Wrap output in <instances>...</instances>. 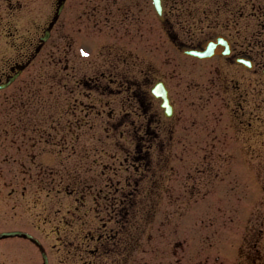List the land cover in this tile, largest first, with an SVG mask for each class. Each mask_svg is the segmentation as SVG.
I'll return each instance as SVG.
<instances>
[{"label":"rangeland","instance_id":"rangeland-1","mask_svg":"<svg viewBox=\"0 0 264 264\" xmlns=\"http://www.w3.org/2000/svg\"><path fill=\"white\" fill-rule=\"evenodd\" d=\"M135 3L143 8L139 13L126 8ZM111 4L113 18L102 24L109 26L95 30L93 36L85 33L87 29H82L80 24V30L73 25L69 46L64 36L71 30L62 24L66 20L62 14L33 61L10 86L0 91V231L20 229L30 233L45 251L47 264H194L196 261L232 264L230 257L234 255L232 250L235 251V247L230 243L224 246L215 244L210 249L203 248L205 251L196 248L194 253L189 251L195 243L193 246L183 243L182 253L172 246L178 220H182L185 235L191 233L192 225L198 227L209 212L206 199L199 198L208 193L211 196V188L218 183L213 182L211 186L201 181L194 180V185L192 181V184L182 181L187 186L186 192L192 188L191 192L195 193L192 196L198 199L194 202L179 199L187 195L180 194L179 181L173 171L180 170L186 176L194 173L190 168L192 153L179 168L173 159L176 152H168L163 161L159 159L160 152H154L152 159L158 166L155 174L159 171L169 174L171 171L169 177L164 175L157 185L139 181L130 171L132 165L127 168L128 162L123 159L125 153L132 150V142L116 136L120 128H113V132L103 128V123L107 122L106 112L119 113L122 108H105L100 115L84 119L79 118L81 113L64 112L65 65L68 63L70 77L67 82L70 86H74L79 74H92L91 70L99 65V58L94 60L92 51L95 42L90 43L95 37L100 38L99 43L103 46L112 45L103 47L100 54L105 55L106 64L112 62L116 65L119 61V74L124 72L125 66L119 58L125 55L128 47L123 42L125 37L130 38V34L133 43L128 62L133 64L132 72L137 73L138 69L146 67L148 58L157 60L166 53L173 54L166 40H162L149 0H112ZM52 5V0H0V75L30 52L31 43L49 20ZM165 7L167 11L173 9L170 19L182 25H188L200 15L201 28L196 29L191 38L223 31L244 43L249 40L248 43L257 44V49L264 46V15H261L264 0H165ZM179 9L180 14L183 13L176 17L174 14ZM74 11L80 18V5ZM69 12L66 11V15ZM142 22L147 26L146 34H142L138 27ZM88 29L93 31V28ZM147 36L148 44L145 45ZM83 45L88 51L83 50ZM180 64L184 66V63ZM224 73L231 77L235 70H225ZM252 86L253 83L247 84L246 91L248 97L257 94L261 103L262 152L259 157L252 158L251 154L255 152H248L250 147H246L236 154L240 160L245 159L244 164L249 163L246 158L256 164L260 160L264 170V82L255 90ZM78 91L83 94L78 95L74 89L72 101L73 98L85 100L81 88ZM178 147L177 143L170 149ZM134 181L140 185L142 193L150 191V187L158 190H151L138 198L137 208L130 211L126 225L128 231L123 232L118 227L115 207L112 206L123 201L125 197L121 192L135 185ZM161 186L165 192H160ZM97 192L99 197L106 198L93 199ZM155 203L159 204V209L152 215L149 211L145 223L141 217L144 207L139 206L148 209ZM113 213L114 217H111ZM240 229L232 224L226 235L237 234ZM0 264H42V259L36 245L21 238H9L0 241Z\"/></svg>","mask_w":264,"mask_h":264},{"label":"flooded vegetation","instance_id":"flooded-vegetation-1","mask_svg":"<svg viewBox=\"0 0 264 264\" xmlns=\"http://www.w3.org/2000/svg\"><path fill=\"white\" fill-rule=\"evenodd\" d=\"M162 1L164 5V0ZM111 2L112 0H64L62 13L65 14L66 20L62 21V24L65 28L77 25L78 30L82 27L87 29L85 33H92L95 36V30L108 27L109 25H104L107 24V20L111 21L113 18L114 10ZM78 5L82 8L80 18L73 13ZM126 8L137 13L143 10L136 3L127 5ZM66 11L71 12L66 15ZM179 11L180 9L176 11V17L183 13L180 14ZM186 15L187 13H184V16ZM174 25L178 26L176 29L180 30L181 35L170 31ZM158 26L160 34L163 35L162 40H167L165 36L168 33L170 50L173 54L166 53V56L165 54L162 58L159 56L157 60L148 58L146 67L142 70L138 69L137 73L132 72L133 64L128 62L133 43L132 34L130 38L125 37L123 42V45L126 44L128 47L125 48L127 50L125 55L119 58L125 63L124 72L121 74L117 71L119 61L116 65L112 62L106 64L105 55L100 54L103 52V47L110 48L112 45L103 46L99 43L100 38L96 37L90 40V43L95 42L92 51L94 60L99 58L98 68L91 70L92 74H79L78 78H75L74 86H70L67 82L70 74L66 63L67 73L64 74L66 111H77L82 114L79 116L82 119L83 116L88 115L96 117L105 108L112 109L116 106L122 108L119 113L107 111L106 121H109L116 130L120 128L117 132L120 138L132 142L134 149L128 151L130 153L124 156V160H130L136 171L141 168V173L149 163V153L155 150L164 153L176 152L173 159L179 168L188 161L187 156L192 153L193 165L190 168L194 173L186 176L180 170L174 171L175 178L179 181L180 194L187 195L179 199L189 202L198 199L192 196L195 194L191 192L192 188L188 187L190 190L186 192L187 186H184L182 181H190V184L193 182V185L194 180L209 183L211 186L213 182L218 183L211 188V196H208V193L199 198L206 199L209 212L199 222L198 227L192 225L194 228L189 229L191 233L184 235V225L181 219L178 220L174 248L182 253L183 243H191L189 246L195 243L193 249L189 251L194 253L196 248L204 250L203 248L210 249L215 244L230 243L229 245L235 247V251L232 250L234 255L230 257L232 264H264V175H262L264 170L260 160H257V164L252 163L253 160L244 164L245 159L240 160L239 155L236 154L243 152L246 147H250L248 152L256 153L255 157H259L262 152L261 103L257 94L247 96L246 85L253 83L252 87L255 90L264 82L262 79L264 52L246 47L238 38H233L231 35H224L230 42L229 54L198 59L178 52L177 48L202 47L206 40H213L217 35L213 32L208 36L191 38L195 35V30L201 28L200 15L195 16L188 25H182L174 23L167 16L164 7L163 21ZM138 27L142 29V34L147 33L148 29L144 22ZM88 28H93V31ZM68 33L64 36L67 46H69ZM112 35L110 33V36ZM147 44L148 36L145 45ZM171 44L177 50L173 49ZM83 49L88 51L85 45ZM240 57L250 58L249 68L237 62ZM180 63H184V66ZM18 64L19 61L11 64L8 71L0 75V80L13 74ZM232 69L235 70V74L231 77L224 73L225 70ZM156 81H161L167 90L168 101L172 107L171 115L168 117L164 115L159 105L161 99L155 98L151 93V87ZM80 88L84 92L85 100L73 98L71 107V93L75 89L78 95H82L83 93L78 91ZM111 97L113 98L110 100ZM108 104L112 106L108 107ZM177 143L179 147L171 151L170 147ZM182 151L191 152L182 154ZM231 162L234 164L230 165ZM260 192L262 197L259 195ZM126 198L133 200V189ZM127 213L128 211L124 209L116 213L119 216V224L127 221L125 217ZM232 224L237 228L241 227L242 230L227 236L226 232ZM187 259L188 257L186 262ZM187 264L191 263L187 262ZM194 264H204V262L196 261Z\"/></svg>","mask_w":264,"mask_h":264},{"label":"water","instance_id":"water-1","mask_svg":"<svg viewBox=\"0 0 264 264\" xmlns=\"http://www.w3.org/2000/svg\"><path fill=\"white\" fill-rule=\"evenodd\" d=\"M153 1V4H154V7H155V10H156V12H157V14L158 15H160V13H161V7H160V4H159V0H152ZM47 37V31L45 32V35L42 37V39H45ZM213 47H214V45H212ZM190 53H198V52H195V51H189ZM213 51H210V49H208L207 50V52L206 53H212ZM204 53V52H203ZM199 54V53H198ZM6 85V83H4V84H0V87H3V86H5ZM161 106H163L164 107V109H165V114H169V111H170V107H169V105H168V103H167V101L164 99V101H163V103H161ZM15 233H17V232H10V233H8V234H10V235H13V234H15ZM7 234V233H6Z\"/></svg>","mask_w":264,"mask_h":264},{"label":"snow or ice","instance_id":"snow-or-ice-1","mask_svg":"<svg viewBox=\"0 0 264 264\" xmlns=\"http://www.w3.org/2000/svg\"><path fill=\"white\" fill-rule=\"evenodd\" d=\"M86 54V53H85Z\"/></svg>","mask_w":264,"mask_h":264}]
</instances>
